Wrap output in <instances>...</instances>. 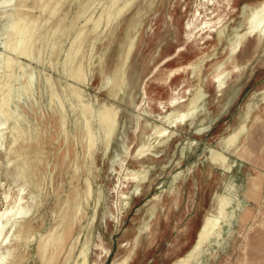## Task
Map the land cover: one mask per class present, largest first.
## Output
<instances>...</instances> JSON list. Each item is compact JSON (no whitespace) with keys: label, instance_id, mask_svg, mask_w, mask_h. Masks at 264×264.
<instances>
[{"label":"rangeland","instance_id":"1","mask_svg":"<svg viewBox=\"0 0 264 264\" xmlns=\"http://www.w3.org/2000/svg\"><path fill=\"white\" fill-rule=\"evenodd\" d=\"M0 1L1 23L20 2ZM65 1L62 4L49 0L55 12L41 15L42 19L50 18L41 23L43 29L53 34L59 25L64 32L62 36L59 31L54 33L57 49H51L48 55L52 64L44 60V64L34 62L33 67L37 73L50 74L57 86L78 92L83 102H93L99 111L105 109L113 114L116 107L119 124L106 155L99 144L94 156H86L85 145L79 144V140L77 144L73 138V128L68 127L67 141L60 132L59 117L48 107L44 76L38 73L34 89L37 102L20 107L27 121L35 128L40 127L39 137L36 134L31 142L21 141L14 147L28 154L31 168L26 172L28 183L22 205L31 206L29 218L36 239L29 247H20L16 256L23 264H79L80 251L87 245V264H173L195 243L203 216L212 208L214 195L220 192L231 204L226 210L228 217L220 216L225 223L222 232L213 230L199 245L197 255L183 264H264V38L248 36L235 51L233 61L224 64L223 70L230 71L221 78L224 83L217 87L213 81V66L226 59L229 37L245 28V19L254 17L262 0H215V5L209 6L210 12L200 9L201 19H223L220 44L213 32L195 31L188 35L185 32L184 25L191 20L197 0H127L129 4L121 16L109 28L103 22L102 29L95 32H91V23L85 21L92 12L98 16L111 0H96L90 13L76 24L70 22L87 0ZM124 1H119L118 6ZM31 4V0L27 1L28 6ZM29 13L40 16L36 9ZM60 19H64L63 23H58ZM83 30L84 50L79 59L86 67L91 66L90 71L85 79L64 76L56 63L63 57L60 47L67 49L75 34ZM133 34H136L134 51L125 66L127 83L115 97L113 82L110 86L105 84L116 67L120 70L124 66L120 54L128 42L134 43ZM80 38L82 34L76 42ZM42 41L45 49L47 36ZM89 51L94 52L92 58ZM200 57L208 58L193 75L190 64H198ZM7 60L0 46V67ZM192 86L200 96L196 112L176 127L163 124L174 135L148 154L145 147L149 141L144 137L150 132L143 129L141 109L150 113L147 120L151 124L159 123L155 121L160 113L159 103L167 105L175 92L179 97H187L186 90ZM5 136L6 148L0 149V211L12 205L19 187L8 176V171H13V166L20 162L9 151L10 134ZM232 136H238L237 141L226 146ZM156 140L151 138V145ZM208 149L222 151L228 160L211 161ZM8 158L13 160L12 166H8ZM142 171L148 173L147 179L135 190L132 173ZM88 178L92 197L73 219L72 201L78 191L83 192ZM122 193L129 197L126 205ZM64 200H70L71 206L64 213L67 211L66 220L73 223L72 230L60 254L42 263L37 253L39 234L46 235L60 224ZM152 207L155 212L150 217L147 212ZM146 222L149 229L144 230ZM136 232L140 235L134 253L125 260ZM11 243L16 244L13 240ZM72 245L74 249L70 250ZM51 251L52 245L48 255Z\"/></svg>","mask_w":264,"mask_h":264},{"label":"bare ground","instance_id":"2","mask_svg":"<svg viewBox=\"0 0 264 264\" xmlns=\"http://www.w3.org/2000/svg\"><path fill=\"white\" fill-rule=\"evenodd\" d=\"M9 1H12V0H3L2 2L8 3ZM27 1H30V0H19L20 3L14 6L13 11L10 12L11 11L10 10L9 11L10 13L7 14L5 18L3 19V21L0 23V31H1L0 32V46L3 49V54L8 56L7 62L3 64V66L0 67V149L6 148L5 147L6 146L5 145V139H6L5 134L9 133L11 137V142L8 144L9 151L15 154L16 160L20 162V163L17 162L18 164H15L13 166L14 168L13 171L12 170L8 171V176L12 180V182L19 184L18 194L15 197L11 206H7L3 211H0V264H23V260L16 256L17 251L19 250L20 247H26V248L29 247L32 241L36 239V234L33 232V228L31 226L32 225L31 220L29 218L31 215V206L22 205L23 199L25 197V193L23 191H24L26 184L28 183L27 176H26V172L29 167L27 163L28 154L22 150L21 151L15 150L14 147L17 144H19L21 141L23 142L28 141V143L31 142L34 138H36V134L39 137L40 127H38L37 125L35 128L34 125L30 124L27 121L26 115L23 113L20 107V104L27 105L31 101L37 102V100L35 99L34 89H35V84L37 81L38 73L44 76L43 89L44 91L48 93V96H49L48 107L52 113L57 114V116L59 117V126L61 129L60 132L64 135L65 140L67 141L69 138L68 135L70 134L68 132L69 131L68 127L70 126L71 128H73V130H75V133L73 134V138L76 140L77 144L79 140L80 141L79 144L85 145V147L83 146V150L85 148L86 156L91 157V155H93V153L96 152L99 144L103 145V153L106 155L109 151L112 139L113 137H115L116 131L118 129V124H119L118 123L119 111L116 107H113V114H110V112H108L105 109L99 111L98 109H96L93 102H90V101L83 102V99L80 97L78 92L67 90L63 88L61 85L57 86V84L53 81V78L50 74L43 73L42 71H38V73L36 72L35 67H33L34 62L44 64V60H45L51 63V61L48 60L49 58L48 55L50 54V50L53 48L57 49V42H56L57 40H55L56 37L54 39V33L59 31V33L61 34L60 36H62V33L64 32H62L59 25L55 28V31L53 32V34H50L49 31H47L46 29H43V26H42L43 24L41 23H47L50 20V18L47 17L46 19H42L41 15L47 14L50 16L51 13L55 12L54 5L49 4V0H31L32 2L31 6L27 5ZM59 1H62V4H63L65 0H56V2H59ZM119 1L121 0H111L109 3L105 4L104 7H102L103 9L98 16H96V12H92L90 17L88 19L86 18L87 20L85 21V23H91V26H92L91 32H95L96 30L101 28V25L104 24L103 22H105V26L109 28L112 24V21L121 16V14L123 13L124 9H126L129 2L125 0L123 2V5L118 6L117 3ZM197 1L198 2L194 6V11L191 14V17H192L191 20H188L184 25L185 32H187V35L192 34L195 31L198 33L213 32L216 36L218 44H220L219 41L223 35V29H224L223 28L224 22H222L223 19L218 18L216 21H211L210 18L206 17L207 14L205 15L207 19L206 18L201 19L202 16L200 12V9H203L204 11L209 10V6H214L216 1L215 0H197ZM95 2L96 0H87L86 2L81 4L80 9L79 8L77 9L78 11L75 15L76 16L75 20L73 19L70 23L76 24V21L78 19H80L81 17H85L86 14H89L91 8L93 9ZM0 4H2L1 1H0ZM23 9H27V11H23ZM33 9L39 10L40 16L31 15L29 11L31 12V10ZM256 9L257 11L254 17L251 18L249 16L246 19L244 18L246 20L244 23L245 28H242L239 31L233 32L231 36L229 37L228 42L225 47L228 51L226 59L223 61L217 62L213 66V71H214L213 81L217 83V87H220L224 83L222 82L221 78L225 74H228V75L230 74V71L223 70L224 64L226 62L231 63L233 61L235 51L240 47V45L245 41V39L248 36H252V35L257 36L259 40L264 38V0H262L258 4ZM104 15L106 16L104 17ZM63 21L64 19H60L58 23H63ZM65 23H66V20H65ZM133 29L135 28L133 27L132 30ZM69 31H72V30H69ZM85 32L86 31L83 30L76 34L74 33L75 36L73 37V39L71 38L72 40L70 41L69 43L70 45L67 49H62V47H60L62 45L58 44L60 45L59 47H60L61 53L63 54V57L59 58L56 63L61 66L62 68L61 73H63L64 76L72 77L75 79H85L86 75L90 71L91 66L88 65V67H86L83 64V62L79 59L80 55L82 54V51L84 50L83 43L85 42ZM81 34H82V38H80L78 42H76L77 41L76 38ZM44 36H47V40H49L47 41L48 45L45 46V49L42 47V42H43L42 40ZM132 36H134V43L130 44V42H128L124 48V51L120 54V56L124 60V66L120 70L116 67L114 72L109 76L105 84L106 86H110L111 83L113 82L112 91L115 97L120 92L123 91L127 83L126 74H125V66L127 64L129 55L132 53L135 40H136V34H133ZM59 40H58V43H59ZM39 43L41 44L39 45ZM94 44H95V40L92 39V49H93ZM93 53L91 51L90 58L94 56ZM207 58L208 57H200L198 58V64L196 65L193 63L190 64V68L192 69L193 75H194V72L200 68V66L204 63V61ZM18 59H22L23 62L21 63L17 62ZM235 68H236L235 65H233V69ZM192 79H193V76H192ZM205 80L206 79H204L203 81ZM193 91H194V87L192 86L190 89L186 90L187 97H184V96L179 97L178 94H176L177 92H175V94L169 99L167 105H163L160 102L158 105L160 109V113H158L155 116V121L159 123L155 122L154 124H151L147 120V117H150V113L145 108L141 109V105H138V108H140L142 111L141 114L143 116V124H144L143 129L145 130L148 128L150 132V134L145 135L144 139L148 140L149 142H150V139L153 137L157 139L154 145H151V142L150 143L148 142V144L146 145L145 151L148 154H151L150 152L155 147L164 145L166 140H169L173 137L174 132L169 131V129H167L165 125L163 124H166L168 128L176 127L180 124H184V122H186L188 117L191 116L194 112H196L198 102L200 100V96L198 92L195 93V91L194 92ZM142 92L144 94L143 89H142ZM34 131L36 132L35 135H34ZM237 139H238V136H232L226 142V146L235 143ZM80 152H81V149H80ZM207 155H209L210 160L213 162H215L216 160L219 161L220 159L228 160V157L225 156L222 151L217 152L212 149H208ZM7 164L8 166H12L13 160H10V158H8ZM30 168L31 167H29V169ZM76 168L78 169V167ZM109 172L111 171L109 170ZM112 174H114V172ZM132 174H133L132 179L134 180V183H135L134 185L135 190H139L141 185L146 181L148 173L147 172L144 173L142 171L140 173L134 172ZM50 186H51V183H50ZM91 197H92V187H91L90 180L88 178L86 179V187L83 190V192L80 193L78 191L72 201V215H71L72 217L71 218L76 219L77 216L81 214L83 210V205L87 203ZM121 198L125 200L124 204L126 205V203L128 202V198H129L128 195H123L122 193ZM63 206H62L63 209L62 210L60 209L61 210L60 224L57 226H53L48 231V233H46V235H42L38 233L40 240L38 243L37 253L40 256L39 258L42 260V263L43 262L48 263L52 261L55 256H58L60 254L61 250H63L65 247V242L68 237V234L72 230L73 223L72 221L69 222L66 220L68 215L65 214L67 212L66 210H68L69 207L71 206L70 200L65 201ZM230 206H231L230 202L225 197H223L220 194V192L214 195V202H213L212 208L209 211H207V213L203 216L201 228L199 229L200 231L197 233L195 243L192 244V246L185 253L184 256L177 259L173 264H183L186 261L192 260L194 255H197L199 251V245L207 238V236L213 230H217L219 233L222 232V227L225 225V223L220 218L223 215L227 216L226 210ZM64 209H66L65 213H64ZM154 212H155V209L152 207L150 212H147V213L150 214V217H153ZM150 217L148 218V221ZM92 220H94V217ZM143 228L144 230L149 229V224L146 222ZM139 235L140 234L136 232L135 235L131 238L130 242H132V244L129 247L130 251L127 257L125 258V260H129L131 257V254L134 253V248L137 244ZM79 236H77L74 243L77 242V239ZM11 240L15 241L16 244L13 245L11 243ZM51 245H52V251H51V254L48 255ZM72 249H74V245H72L70 250ZM87 251H88V248L86 245L80 251V256L82 258V261L79 264H87ZM67 257H70V256H67Z\"/></svg>","mask_w":264,"mask_h":264}]
</instances>
